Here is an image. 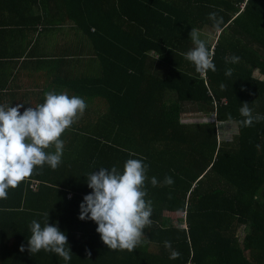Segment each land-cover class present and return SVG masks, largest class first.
I'll return each mask as SVG.
<instances>
[{"label": "trees", "instance_id": "1", "mask_svg": "<svg viewBox=\"0 0 264 264\" xmlns=\"http://www.w3.org/2000/svg\"><path fill=\"white\" fill-rule=\"evenodd\" d=\"M244 1L78 0V26L97 66L81 69L71 89L87 108L62 134L60 165L37 167L0 199V264H264V120L242 127L239 111L248 103L253 116L264 115V0L242 8ZM213 12L223 18L220 32ZM192 28L215 72L201 75L185 59ZM232 56L239 62L226 63ZM186 113L207 119L186 122ZM227 121L238 135L222 142ZM129 159L148 166L152 224L133 252L113 251L94 221L79 219L80 204L92 192L87 174L113 166L122 173ZM175 212L177 223L167 214ZM33 220L67 236L70 261L29 253Z\"/></svg>", "mask_w": 264, "mask_h": 264}, {"label": "clouds", "instance_id": "2", "mask_svg": "<svg viewBox=\"0 0 264 264\" xmlns=\"http://www.w3.org/2000/svg\"><path fill=\"white\" fill-rule=\"evenodd\" d=\"M209 19L216 32L222 31V17L213 12ZM189 35L193 47L185 54V59L201 75L209 70L215 72L212 52L206 40L201 39L200 31L192 28ZM239 60L238 56L225 57L226 63L235 64ZM232 72L228 68L225 75L231 76ZM22 107L23 104L15 107L0 105V199H7L8 190L18 187L37 167L43 168L47 164L55 170L60 165L64 150L62 134L83 116L87 104L78 96L50 91L45 93L42 104L26 108L23 114L20 112ZM239 111L244 117L240 121L242 127H251L254 121L264 120V115L253 116L248 103H243ZM53 147L54 152L46 151ZM147 167L141 160L129 159L122 173L113 166L111 169L101 167L98 172L86 175L87 186L92 192L80 204L79 219L94 221L103 243L113 251L133 252L142 243L144 230L152 224V202L145 200L147 192L144 190ZM173 183L172 177H165V185ZM151 184L153 187L158 185L156 177H152ZM30 231L27 250L31 255L43 250L66 262L71 260V250L65 247L67 236L57 226L50 225L49 220L43 227L33 220ZM164 244L171 248L169 241ZM20 251H25L24 245ZM178 256L179 253L172 251L169 258Z\"/></svg>", "mask_w": 264, "mask_h": 264}, {"label": "crops", "instance_id": "3", "mask_svg": "<svg viewBox=\"0 0 264 264\" xmlns=\"http://www.w3.org/2000/svg\"><path fill=\"white\" fill-rule=\"evenodd\" d=\"M79 20L78 0H0V105L23 104V114L46 92L80 97L73 79L97 65ZM221 129L238 135L234 121Z\"/></svg>", "mask_w": 264, "mask_h": 264}, {"label": "rangeland", "instance_id": "4", "mask_svg": "<svg viewBox=\"0 0 264 264\" xmlns=\"http://www.w3.org/2000/svg\"><path fill=\"white\" fill-rule=\"evenodd\" d=\"M202 119H207V117L206 116H204V115H199V114H196V113H186V114H183V116H182V120L183 121H189V122H191V121H195V120H202ZM221 128H222V126H221ZM220 135H219V139L223 142V141H229V140H232V139H234V137L235 136H233V134H230V133H228L227 135H225L224 133H223V130L221 129L220 130ZM168 214V217L171 219V220H173L175 223H177V218H178V215H182V213L181 212H175V213H167ZM241 234L242 233H244L243 232V229L241 230V232H240Z\"/></svg>", "mask_w": 264, "mask_h": 264}, {"label": "built area", "instance_id": "5", "mask_svg": "<svg viewBox=\"0 0 264 264\" xmlns=\"http://www.w3.org/2000/svg\"><path fill=\"white\" fill-rule=\"evenodd\" d=\"M248 0H245L244 1V3H243V5H242V8L244 7V5H246V2H247Z\"/></svg>", "mask_w": 264, "mask_h": 264}]
</instances>
